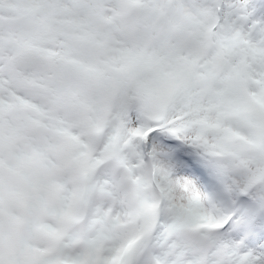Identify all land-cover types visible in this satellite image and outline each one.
Instances as JSON below:
<instances>
[{"label": "snow or ice", "instance_id": "6c2138e0", "mask_svg": "<svg viewBox=\"0 0 264 264\" xmlns=\"http://www.w3.org/2000/svg\"><path fill=\"white\" fill-rule=\"evenodd\" d=\"M0 264H264V0H0Z\"/></svg>", "mask_w": 264, "mask_h": 264}]
</instances>
